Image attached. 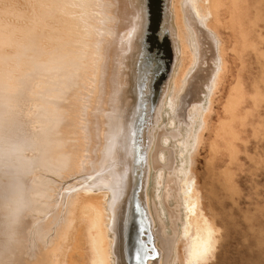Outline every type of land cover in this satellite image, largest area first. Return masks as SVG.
Masks as SVG:
<instances>
[{
  "label": "bare ground",
  "instance_id": "bare-ground-1",
  "mask_svg": "<svg viewBox=\"0 0 264 264\" xmlns=\"http://www.w3.org/2000/svg\"><path fill=\"white\" fill-rule=\"evenodd\" d=\"M102 1L107 31L83 53V62H90L94 76L86 105L93 113L86 111L82 125L73 126L85 130L76 135L87 139L90 158L83 161V153L77 156L82 149L76 150L64 131L70 129L64 126L65 113L74 110L75 78H79L73 67L68 68L70 64V75L65 67L70 57L66 51L75 41L68 25L69 3L75 6L74 0H0V264H205L215 258L222 239L212 203L214 185L218 183L231 199L239 194L236 168L245 138L249 131L255 138H264V80L251 82L244 71L251 53L264 69V50L258 47L264 42L259 34L264 0ZM154 34L157 39H150L151 51L164 56L165 70L149 82L141 78V54L135 47ZM225 35L231 40L226 41ZM201 37L213 49L212 66L202 82L205 95L181 115L183 93L201 62ZM229 46L242 69L227 82ZM149 94L154 99L145 106ZM216 104L221 111L212 121ZM150 107L154 115L146 134L147 118L141 113ZM110 146V164L101 168L107 159L104 149L108 152ZM201 149L211 156L203 184L197 168ZM168 154L172 163L167 167ZM74 159L86 163L85 170H101L98 180L88 172L93 184H101L94 186L88 180L86 186L80 180V189L74 192L80 198L72 193V201L63 198V191L59 199L63 207L55 209L52 204L55 208L49 211L53 214L51 246L42 248L48 236L42 237V245L44 224L39 217L46 209L41 204L46 182L41 175L52 174L54 168L70 169ZM97 161L101 165L93 166ZM170 176L175 189L167 184ZM64 184L62 188L68 183ZM189 188L212 203L211 208L199 205L194 220L185 218L191 207L183 197ZM54 191L59 193L57 188ZM167 203L178 211L176 223L181 230L176 229L166 242L171 223ZM65 208L71 221L65 217L68 221L58 228L65 215L56 221L55 214ZM189 226L194 229L189 231Z\"/></svg>",
  "mask_w": 264,
  "mask_h": 264
},
{
  "label": "rangeland",
  "instance_id": "rangeland-1",
  "mask_svg": "<svg viewBox=\"0 0 264 264\" xmlns=\"http://www.w3.org/2000/svg\"><path fill=\"white\" fill-rule=\"evenodd\" d=\"M74 2H75L74 3L75 6L71 5V3H69L70 7H69V10H68L69 11L68 12V14H69L68 25L71 26L70 32L72 33L74 31L72 33L74 38H72V39L75 40V41L79 40L78 41L79 43L76 42V44H75V41H74V43H72L73 44L72 46L75 47L76 49L71 48L72 46L69 45L70 49H67L68 51H66V54L69 55L70 57L67 58V55H66L65 58L70 60L69 62H71V60H75V61H72V63H68V60L66 59L65 62L67 64H65L66 65L65 67L67 69V65L70 64V65H68V68L73 67L74 71H75V76L79 77V78H75V87H77V88H75V90H74V93H75V98H74V101H73L74 105H75L74 106V110L73 109L70 110V111L67 110L66 113H65L66 114V119H65V121H66L65 124L66 125H64V126L66 128H70V129H65L64 128V131L66 130V133L68 132L67 137H69V140H70V137L72 138L71 140L74 142V143L73 142L72 143H73V146L76 147L75 148L76 150H78V149H82L83 150L84 149L83 151L81 150L80 153H77V156L78 155L79 156L85 155V156H83V161H85L86 159L88 160L90 158V155L87 153V148H86V147H88V145L85 144L87 139H86V137L84 135L83 136L85 137V139H84L83 136H81L80 138L76 137V135L78 133L79 134H84L83 132L85 130L81 129L82 126L80 127V125L76 126V127H78L77 129H79V127H80L81 131L75 129L76 127H73L76 124H81L82 125V121L85 119V117L87 115L93 113L92 112L93 110H87V108L89 106H86V105H88L87 103H89L88 100H89L90 94L92 92L91 91V86L93 85L92 82L94 80V76H93L92 71L91 70L89 71L90 62L88 64H87V62H83L84 61L83 55L87 54V51H86L87 48L88 49L89 48L90 49L94 48L95 44H96V40L98 41V37L101 34H105V32L107 31V27L105 25V22H106L108 16H107V14H106V12L104 10V5H103V1L102 0H74ZM23 4L28 5V2L26 1V3H25L23 1ZM43 5L47 6V2L44 3ZM259 34H261L263 36V38H264V23L261 24V28H260ZM152 37L154 39H157V35L156 34L150 35V36L147 37L148 40L146 39V41H144L143 43H138L136 45V47H135V52L137 54H141L140 55V57H141L140 64L142 63L141 67L143 66L142 67V71L140 72L141 78H142V76H144L143 80L146 77L145 79L148 80L149 82H152L155 79V76L158 75V73H161V72H163L165 70L164 56L161 55L158 50H155L154 52L151 51V40L150 39ZM224 37H225L226 41H230L231 40L229 35H225ZM201 39H202V47H201L202 48V58H201V62H200V65H199L198 69L195 71L194 75L190 79L189 84L187 85L186 91L183 93L182 103H181V108H180L181 109L180 110V114L181 115L185 113L186 109L189 107V105L191 104L192 101H194L197 98L198 99H203L204 95H205V92L202 89V82H203L204 78L207 77V75H208V73H209V71L211 69L212 62L210 61V59L212 58V55H213V49L211 47V43H210L209 40H206L204 37H201ZM154 41L156 42V40H154ZM146 43H147V45H146ZM258 47H259V49L264 50V42H259V46ZM81 49L83 50V52H82ZM77 51H79V52H77ZM88 51H90V50H88ZM69 52H71V54H74V55H70ZM75 52H76V54H75ZM77 53L79 54V57H81V58L76 56ZM76 58L78 59V61H77ZM95 58L96 57L93 56V60ZM80 60L82 62H80ZM146 61H148V62H146ZM227 61H228V73H227L226 81L228 82L229 80H231L234 77H236V75L242 69L241 61L232 53L230 46H229V50H228ZM77 62H79V63H77ZM92 62H94V61H92ZM144 62H145V64L147 66L145 64H143ZM74 63L78 64V65H75ZM71 64H72V66H71ZM244 65H245L244 71H246L245 75L249 78V80L251 82H254V81L260 82V80H262V79L264 80V69L262 67L261 60H259V58L254 53L249 54L245 58V64ZM84 66L86 68H88V70L85 69ZM76 69H78V70H76ZM69 70L67 69V72H69L68 75H70V71ZM83 70L85 72L82 75L77 76V74L78 73L80 74V72L82 73ZM145 71H147V73ZM144 72H145V74H144ZM76 90H77V92H76ZM153 99H154L153 95L151 96V94H149L147 99H146V101H145V103H147L145 106L151 105L150 103H152L151 101ZM80 105H81V107H80ZM84 108H86V109H84ZM81 110L83 111V113L85 115L83 113H80ZM150 110H151V107L148 110H145V113H143L144 110H142V113H141V116L143 115L142 117H144L145 119L146 118L148 119V120L146 119L145 122H144V124H147L144 127V129L146 130V134H147V132H150V129L152 127L151 126L152 124H150L151 123L150 121L152 119V115H154V114H152L150 112ZM71 111H73V112H71ZM220 111L221 110H219V108H218V106L216 104L214 112H213V114L211 116L212 121H216L217 115H218V113ZM85 112L87 113V115H86ZM148 112H149V115H148ZM71 114H73V115H71ZM103 114L107 115V113H102V115ZM145 115H146V117H145ZM70 116H72V117H70ZM261 116H262L261 120L264 121V107L262 109ZM67 120H72L74 123L72 121H67ZM76 120H77L78 123L75 122ZM146 121H147V123H146ZM70 123H71V126L73 128L70 127V126H67V125H70ZM149 127H150V129H149ZM71 128L74 129V130H72ZM69 132H72L73 134H71L69 136V134H70ZM79 134L77 136H79ZM72 135H74V137ZM146 138H148V137H146ZM65 139L68 140V138H65ZM73 139L78 140V142L77 141L75 142V140H73ZM80 145L81 146L84 145V146L81 147ZM77 146H79V147L77 148ZM106 148L104 149V151H105L104 157L106 156L105 158H107V159L104 160L103 162H101V164H103V165L100 164V161L99 162L97 161L98 165H97V163L96 164L93 163L94 164V165L92 164L93 166H95V165L99 166V164H100L101 168H102V166L106 165V163L108 162V160L110 158V155H108V157H107V154L108 153L110 154V151L113 149V146H112V149H111V146L108 148V150H109L108 152L106 151ZM164 148L169 150V148H167V147H164ZM73 150H74V148H73ZM73 150H72V152H73ZM82 153H83V155H82ZM170 159L172 160L170 154H168L167 155V162H166L167 167L169 165H171V163H172V161ZM169 162H171V163H169ZM72 163L74 164L75 167L71 166L72 169L71 168L69 169L68 167H65L66 169L64 168V170L66 171V173L63 170V172L61 171L62 172V174H61V172H59L58 170H56L54 168L55 170L52 169V174L43 173V175H41V176H43V178H41L42 181H44V179H45L44 182H46V186H44V188H43L44 190L43 189L42 190L45 191L46 193L43 192V191L41 192V195H42V193L44 194V195H42V197H44V198L42 199V197H41V202L42 203L41 202L40 203L42 204V207L46 208L45 210H47L48 212L46 211L44 213L45 210L43 211V209H41L42 210L41 211V215L44 214L45 217L43 215L42 216L39 215L40 216L39 217L40 218L39 221L41 223V226H43V224H44V226H43L44 231L43 230L42 231H43V233H45V231H47L46 232L47 234L46 233L42 234V231H41V235L42 236L40 237V239H41L40 243L43 245V243L45 242L44 244H46V241L48 240L47 242L50 244L49 245L47 243L46 245H43V247L40 244V246L42 248L51 246V242H49V241L52 240L50 238L52 236V233H51L52 230H50L51 227H49V226L52 224L51 222L53 220L52 211H53V208H55V207H56L55 209H57L58 206L63 207L61 205L62 202L59 201L60 198L62 200V197H60V196L63 193V191H65V190L67 191L68 190L67 192L65 191V194H62V196H64L63 197L64 199L66 198V199H69L70 201L75 200V197H76V199H79L80 197H77V194H76L78 192V190L80 189V187H78V186H80L79 182L81 183V181H82L81 185L84 183L86 186H89V182L90 181H91L90 182L91 184L94 183L93 182L94 181L93 178L95 176L97 177L96 179L98 180L99 176L102 175V173H101L102 171L101 170L98 171L99 169H97V168H96V170L98 171L99 175L96 173V170H95L94 173H93L94 170L93 171L85 170L84 168H86V166H87L86 163L84 164L82 162V164H79L76 160H75V162H72ZM210 163H211V156H210L209 151L207 149H201L200 153H199V155L197 157V168H198V173L202 177V184L204 183V179H205V177L208 174ZM108 164H110V163H107V165ZM77 165L81 166V167L79 168ZM79 169H81V170H79ZM84 170H85V172H84ZM55 171H57V173ZM78 171H81V173L78 172ZM88 172L93 173V174H89ZM58 173H60V175ZM84 173H87V174H85V175H87V177H88V174H89V176L93 175L92 176L93 178L91 177V179H90V177H88L89 179L88 178L85 179L86 176L84 175ZM236 174H237L236 181H237V185H238V188H239V194L234 196L233 199H231L229 197V195H227L222 190L221 186L218 183H215V185H214L215 197L212 198V203L214 205V208H215L216 212L219 215L217 221H218V223L220 225V228H221L222 239L220 241L219 248L216 251L215 258L209 260L205 264H250V263L251 264H254V263L255 264H264V138H262V137L261 138H255L252 135V133L249 131L248 136L245 138L244 146L242 147V150H241L240 164L236 168ZM74 175H75V177H74ZM76 176H79L80 178L77 177V180H74V179H76ZM81 176H83L84 178L81 177ZM57 177H58V179H57ZM60 177L61 178L65 177V179H61ZM70 177H71V180L68 179ZM46 179L47 180L51 179V180L47 181ZM171 179H172V177L170 176L169 179H168V183L167 184L175 189V185L170 182ZM39 180H40V178H39ZM72 180L76 184L75 183H71V182H73ZM88 180H90V181L88 182ZM63 181L65 183L64 185H66V183H68V184H67V186L63 185L64 187L62 188L61 186L63 184ZM85 181H87L88 184H86L87 182H85ZM47 182H48V185H47ZM54 182L57 185L54 184ZM69 183H71L72 186ZM99 183L101 184V182H99ZM95 184H93V185L94 186L100 185V184H98V181ZM69 185H70L71 188L69 187ZM74 185H75V187H74ZM55 186H56L57 191L59 193L54 191V190H56ZM57 186H59V187H57ZM72 187H74V188H72ZM76 187H78V188H76ZM49 188H51V189L47 190ZM60 190H61V193H60ZM188 190H189V194H187V196L185 194L183 198H184V202H187V203H188L187 200L188 199L190 200L189 201V206L191 208L189 210H187L188 213L185 214V218L187 220H190V219L194 220V219L197 218V213L196 212H197V208H198L199 205H206V207L209 206L208 208H211L212 207V203H210L209 201H207L205 199L202 200L201 194L198 193L197 191H195L194 189H190L189 188ZM69 191H70V193H69ZM74 192H76V193H74ZM72 193H74L76 196L73 195ZM47 194H48V196H47ZM54 195H56V196H54ZM45 196H46V198H45ZM72 196H75V197L72 198ZM48 197H50L51 199L48 198ZM45 199H47V200H45ZM55 199L58 200L59 202L54 204V202L56 201ZM140 203H141V206L144 208L145 207L144 201L141 200ZM48 204L50 206H48ZM56 204H58V205L56 206ZM46 206H48L49 209H47ZM50 209L52 210L51 212H49ZM63 210H64V212L61 213V211H63ZM63 210H61L59 212L56 211L59 214H57V213L55 214V215H57L56 218H55L56 221H59L58 216L62 217L63 216L62 214L65 215L62 218H60V220L61 219L62 220L59 221V224H60V222L63 223L62 221H65V223L68 220L71 221V217L69 219V215H68L69 211H68V209L65 208ZM167 211H168V213H169V215L171 217V223H169V227H168V229L165 232V237H164L165 239H163V241H166V242L170 238L172 233L174 231H176V229L177 230H181L179 228V226H177V223H176V219H177V215H178L177 212L178 211L176 210L175 206H173L170 203H167ZM48 213H51V214H49L50 216L48 215ZM45 214H47L48 218L52 216L51 220H50V218L48 219ZM55 215H54V217H55ZM70 216H71V213H70ZM43 217H44V219H43ZM65 217L66 218L68 217V220ZM41 219H43L44 221L41 220ZM47 220L50 223H48ZM47 225L49 227L48 228L49 231H48V229H45L47 227ZM62 225L63 224H60V226L58 228L62 227ZM161 227L162 226H160V228ZM55 229H57V227ZM192 229H194V227L193 226H189L188 230L191 231ZM48 232H50L51 234L49 233V235H48ZM224 235H226V236H224ZM46 236H48V237L46 238ZM42 237L46 238V240L44 238H42ZM43 239H44V241L42 243L41 241ZM162 244H164V242H162ZM246 245H247V247H246ZM102 246H105V244H103ZM167 247H168V245L165 246V250H166ZM56 251H57V248H56ZM208 255H210V254H208ZM249 257H250V259H249ZM221 260H222V262H219ZM247 260H248V262H247ZM176 264H179V263L177 262Z\"/></svg>",
  "mask_w": 264,
  "mask_h": 264
}]
</instances>
